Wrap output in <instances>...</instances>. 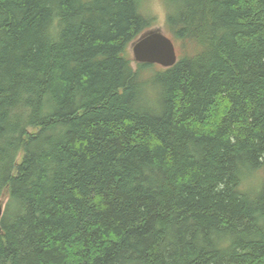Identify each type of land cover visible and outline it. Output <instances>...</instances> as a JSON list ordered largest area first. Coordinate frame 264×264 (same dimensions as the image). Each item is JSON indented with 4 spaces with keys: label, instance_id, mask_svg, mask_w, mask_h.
<instances>
[{
    "label": "trees",
    "instance_id": "trees-1",
    "mask_svg": "<svg viewBox=\"0 0 264 264\" xmlns=\"http://www.w3.org/2000/svg\"><path fill=\"white\" fill-rule=\"evenodd\" d=\"M147 1L0 0V264H264V0Z\"/></svg>",
    "mask_w": 264,
    "mask_h": 264
},
{
    "label": "water",
    "instance_id": "water-1",
    "mask_svg": "<svg viewBox=\"0 0 264 264\" xmlns=\"http://www.w3.org/2000/svg\"><path fill=\"white\" fill-rule=\"evenodd\" d=\"M136 63L156 64L163 68L171 67L177 61L172 40L160 30L148 31L131 45ZM0 205V217L2 214Z\"/></svg>",
    "mask_w": 264,
    "mask_h": 264
},
{
    "label": "rangeland",
    "instance_id": "rangeland-1",
    "mask_svg": "<svg viewBox=\"0 0 264 264\" xmlns=\"http://www.w3.org/2000/svg\"><path fill=\"white\" fill-rule=\"evenodd\" d=\"M145 7H146V9L149 11V12H151V13H153V14H155L156 15V18H157V23H156V25L155 26H153L152 28H150L148 31H154V30H160L161 32H163V33H165L164 32V27H163V24H164V16H165V8H164V6H163V3H161V1L160 0H148L146 3H145ZM147 31V32H148ZM138 39V38H137ZM136 39V40H137ZM136 40H134V41H136ZM133 41V42H134ZM133 42H131L130 44H129V47H128V51H129V54H130V57H131V59H132V67L133 68H136V62L134 61V59H133V55H132V51H131V45H132V43ZM175 47H177V46H175ZM175 50H176V54H177V49L175 48ZM178 52H179V50H178ZM159 66V65H158ZM161 67V66H160ZM31 131H35V129H30ZM21 154L22 153H20L19 154V156L17 157V162L20 160V156H21Z\"/></svg>",
    "mask_w": 264,
    "mask_h": 264
},
{
    "label": "clouds",
    "instance_id": "clouds-1",
    "mask_svg": "<svg viewBox=\"0 0 264 264\" xmlns=\"http://www.w3.org/2000/svg\"><path fill=\"white\" fill-rule=\"evenodd\" d=\"M257 175H259V172L257 173Z\"/></svg>",
    "mask_w": 264,
    "mask_h": 264
}]
</instances>
